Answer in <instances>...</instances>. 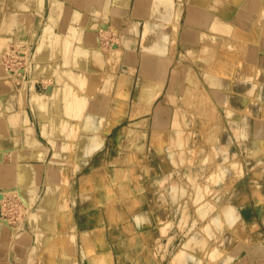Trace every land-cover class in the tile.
Returning <instances> with one entry per match:
<instances>
[{
    "label": "crops",
    "instance_id": "crops-1",
    "mask_svg": "<svg viewBox=\"0 0 264 264\" xmlns=\"http://www.w3.org/2000/svg\"><path fill=\"white\" fill-rule=\"evenodd\" d=\"M263 5L0 0V264H264Z\"/></svg>",
    "mask_w": 264,
    "mask_h": 264
},
{
    "label": "rangeland",
    "instance_id": "rangeland-1",
    "mask_svg": "<svg viewBox=\"0 0 264 264\" xmlns=\"http://www.w3.org/2000/svg\"><path fill=\"white\" fill-rule=\"evenodd\" d=\"M112 38V39H111ZM103 41V42H102ZM113 42V37L102 36L101 44L103 47H109L110 43ZM33 52V46L25 40H15L13 43H7L6 40L0 39V75H3L7 78H13L17 81V79L27 78V71L31 69V56ZM2 55V57H1ZM5 65H4V64ZM6 65H9L13 70L16 68V75L20 74L18 77L12 76L13 73H10L8 69H6ZM2 68V69H1ZM21 69V70H20ZM34 80V79H32ZM38 82L36 84L41 85L43 80L36 79ZM46 80V79H45ZM46 81H44L45 83ZM8 193V192H7ZM11 194H15L11 192ZM22 200V201H21ZM7 205H4L3 214L0 216L8 218L10 221V225L15 228H20L22 226V221L25 219L26 209L25 207H29V204L26 202L24 198H12L9 197ZM13 201V203H12ZM21 201V203H20ZM12 204V205H11ZM28 204V206H27ZM11 205V206H10ZM9 207L11 210H8ZM13 208V210H12ZM7 211V212H6ZM18 228V230H19ZM165 264V263H164Z\"/></svg>",
    "mask_w": 264,
    "mask_h": 264
},
{
    "label": "bare ground",
    "instance_id": "bare-ground-1",
    "mask_svg": "<svg viewBox=\"0 0 264 264\" xmlns=\"http://www.w3.org/2000/svg\"><path fill=\"white\" fill-rule=\"evenodd\" d=\"M163 4V3H162ZM248 4V3H247ZM246 4V5H247ZM165 6V5H164ZM239 6V5H238ZM237 6V7H238ZM247 6H249V5H247ZM264 6V5H263ZM166 7V6H165ZM159 10V9H158ZM263 10V9H262ZM261 11V10H260ZM159 12V11H158ZM167 12V11H166ZM165 14V13H164ZM235 17V16H234ZM212 20V19H211ZM211 22V21H210ZM247 23V22H246ZM250 27V26H249ZM107 28V29H106ZM103 29L104 30H101V31H103L104 33L105 32H108V31H110L112 28H110L109 26L108 27H103ZM115 31V30H114ZM113 31V32H114ZM102 32V33H103ZM111 32V31H110ZM116 32H117V30H116ZM109 33V32H108ZM237 33V32H236ZM106 34V33H105ZM109 35V34H108ZM251 35V34H250ZM112 39V38H111ZM103 42V41H102ZM91 43H93V42H91ZM111 44H112V42H111ZM113 44H115V43H113ZM102 45V44H101ZM112 46V45H111ZM111 46H109V47H111ZM97 47H99V46H97ZM2 56V55H1ZM230 60V59H229ZM88 61V60H87ZM0 62H1V58H0ZM86 66V65H85ZM2 69V68H1ZM21 70V69H20ZM115 70V69H114ZM235 71V70H234ZM45 80V79H44ZM238 80V79H237ZM242 81V80H241ZM240 81V82H241ZM235 82H236V80H235ZM184 86V85H183ZM172 87V86H171ZM170 87V88H171ZM246 87V86H245ZM244 89V88H243ZM256 89V88H255ZM247 90H248V88H247ZM167 92V91H166ZM258 93V92H257ZM252 94V93H251ZM58 98H60V97H58ZM262 102V101H261ZM264 103V102H263ZM187 104V103H186ZM88 109V108H87ZM46 111V110H45ZM67 112H68V110H67ZM248 116V115H247ZM249 117V116H248ZM85 118V117H84ZM253 118V117H252ZM88 119V118H87ZM260 120V119H259ZM58 121V120H57ZM56 121V122H57ZM66 121V120H65ZM85 121V120H84ZM84 121H82V122H84ZM248 121H250V120H248ZM58 126V125H57ZM70 126H72V125H70ZM66 127V126H65ZM61 128V127H60ZM168 129V128H167ZM260 129H261V127H260ZM173 131V130H172ZM261 131V130H260ZM174 132V131H173ZM69 133H70V131H69ZM83 133V132H82ZM70 135V134H69ZM71 135H74L73 133H71ZM177 137V136H176ZM71 140V139H70ZM76 141V140H75ZM96 142V141H95ZM177 142H178V140H177ZM93 143V142H92ZM96 145V144H95ZM95 145H94V147H95ZM78 146H79V143H78ZM80 147V146H79ZM93 147V148H94ZM78 150H80V148L78 149ZM84 150V149H83ZM88 152V151H87ZM214 152V151H213ZM185 153V152H184ZM224 160V159H223ZM205 168V167H204ZM223 168H225V167H223ZM207 169V168H206ZM224 170V169H223ZM256 173V172H255ZM219 178V177H218ZM222 178V177H221ZM221 180V179H220ZM262 182V181H261ZM219 183V182H218ZM225 185V184H224ZM65 188V187H64ZM60 189V188H59ZM257 190H259V188L257 189ZM7 192H15V194H16V196L17 197H19V198H21L22 196H21V194L20 193H18L15 189L14 190H12V191H10L9 189H5V190H2V191H0V197H1V195H2V198L4 197V195L7 193ZM62 192V191H61ZM60 194V193H59ZM58 194V195H59ZM62 194V193H61ZM57 195V196H58ZM212 195V194H211ZM200 196V195H199ZM221 196V195H220ZM59 197V196H58ZM223 197V196H222ZM235 197V196H234ZM23 198V197H22ZM229 198V197H228ZM230 200V199H229ZM22 201V200H21ZM13 203V202H12ZM205 203V202H204ZM66 204V203H65ZM234 204V203H233ZM229 205V204H228ZM232 205V204H231ZM231 205H230V208H231ZM27 206H28V204H27ZM206 206V205H205ZM200 208H202V204H201V207ZM214 208V207H213ZM236 209V208H235ZM238 210V209H237ZM236 210V211H237ZM234 216V215H233ZM213 223H215V220H213ZM225 224V223H224ZM229 229V228H228ZM202 231V230H201ZM200 231V232H201ZM232 231V230H231ZM204 232V231H203ZM202 232V233H203ZM213 232V231H212ZM205 235V234H204ZM212 236V235H211ZM213 237V236H212ZM242 240V239H241ZM195 243H196V241H195ZM92 244V243H91ZM213 244H215V243H213ZM212 245V244H211ZM202 248L203 247H201V248H197L198 250L197 251H194L193 250V253H195L196 255L197 254H201V252L202 251H200V250H202ZM190 249L192 250V247L190 246ZM194 249V248H193ZM208 249V250H207ZM225 249V248H224ZM155 250V249H154ZM196 250V249H195ZM186 251V250H185ZM200 251V252H199ZM217 251H219V250H217L216 248H215V250L214 249H211V251H210V247H208V248H206V254H205V261L206 262H208V260H209V256H210V254H211V258L212 259H214L215 258V255H218L219 253L217 252ZM191 252V251H190ZM158 253V252H157ZM182 253H184L183 252V250H181V252H180V254H182ZM154 254V253H153ZM175 256V255H174ZM189 257V256H188ZM229 258V257H228ZM156 259V258H155ZM232 259V258H231ZM198 264H200L201 262L199 261H196ZM210 262V261H209ZM228 262V261H227ZM171 263V262H170ZM193 263V262H192ZM191 263V264H192ZM205 263V262H204ZM171 264H189L188 263V261L185 259V261L184 262H182V263H179V262H172ZM234 264V263H233Z\"/></svg>",
    "mask_w": 264,
    "mask_h": 264
},
{
    "label": "built area",
    "instance_id": "built-area-1",
    "mask_svg": "<svg viewBox=\"0 0 264 264\" xmlns=\"http://www.w3.org/2000/svg\"><path fill=\"white\" fill-rule=\"evenodd\" d=\"M2 57V56H1ZM4 64V63H3ZM5 65V64H4ZM6 67V69H8L9 70V72L10 73H13V75L12 76H14V77H18L20 74H18V75H16L17 73H16V68L13 70L12 68H10L9 67V65H6L5 66ZM9 197H12V198H17V196H16V194H11L10 192H8V193H6L5 195H4V197L2 198V195H1V197H0V206L1 207H3V212H5L4 211V205H7V203H10L9 201H8V198ZM13 202V201H12ZM20 203H21V201H20ZM12 205V204H11ZM10 205V206H11ZM8 210H11V208L9 207V209ZM12 210H13V208H12ZM3 212L1 211L0 212V215L1 214H3ZM7 212V211H6ZM1 218L6 222V223H8L9 225H10V223H9V219L8 218H5V217H2L1 216Z\"/></svg>",
    "mask_w": 264,
    "mask_h": 264
}]
</instances>
